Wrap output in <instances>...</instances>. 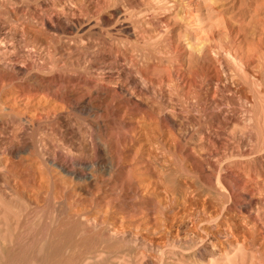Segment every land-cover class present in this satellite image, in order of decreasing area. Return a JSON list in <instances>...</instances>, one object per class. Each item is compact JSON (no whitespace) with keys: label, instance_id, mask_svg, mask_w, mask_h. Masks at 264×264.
I'll use <instances>...</instances> for the list:
<instances>
[{"label":"rangeland","instance_id":"374dc122","mask_svg":"<svg viewBox=\"0 0 264 264\" xmlns=\"http://www.w3.org/2000/svg\"><path fill=\"white\" fill-rule=\"evenodd\" d=\"M171 1L0 0V264H264V0Z\"/></svg>","mask_w":264,"mask_h":264},{"label":"bare ground","instance_id":"6f19581e","mask_svg":"<svg viewBox=\"0 0 264 264\" xmlns=\"http://www.w3.org/2000/svg\"><path fill=\"white\" fill-rule=\"evenodd\" d=\"M138 1H139V0H138ZM165 1H166V0H165ZM172 1H173V0H172ZM172 1H171V2H172ZM170 4H171V3H170ZM209 46H210V45H209ZM204 47H205V46H204ZM206 47H207V46H206ZM201 48H202V49H199L198 51L204 49L203 46H201ZM207 49H208V48H207ZM200 52H201V51H200ZM200 52L198 53L199 55H197V57H199V59H200V56H202V55H200V54H202V53H200ZM203 52H204V51H203ZM206 52H207V50H206ZM204 53H205V52H204ZM193 57L196 58L195 56H193ZM199 59L197 58V60H199ZM195 60H196V59H195ZM25 211H26V210H25Z\"/></svg>","mask_w":264,"mask_h":264}]
</instances>
